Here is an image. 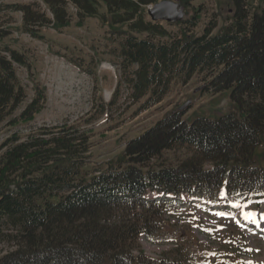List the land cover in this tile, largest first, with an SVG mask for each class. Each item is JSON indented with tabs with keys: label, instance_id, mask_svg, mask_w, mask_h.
Returning <instances> with one entry per match:
<instances>
[{
	"label": "trees",
	"instance_id": "obj_1",
	"mask_svg": "<svg viewBox=\"0 0 264 264\" xmlns=\"http://www.w3.org/2000/svg\"><path fill=\"white\" fill-rule=\"evenodd\" d=\"M5 1V0H0ZM0 4L23 14L22 30L68 27L73 18L100 15L123 37L120 84L137 112L162 102L174 82L203 74L205 90H229L233 109L192 122L175 110L131 139L124 158L107 168L87 167L89 137L73 126L13 134L0 146V264H190L185 250L147 254L141 238L161 237L178 205L201 201L229 206L264 201V3L233 0L229 21H211L200 35L198 16L181 31L153 21L158 0H33ZM0 28V39L6 36ZM16 64L26 56L0 45V123L30 121L46 100L44 89L21 111L26 91ZM187 149L176 167L155 164L164 151ZM226 193L222 196L221 193Z\"/></svg>",
	"mask_w": 264,
	"mask_h": 264
},
{
	"label": "rangeland",
	"instance_id": "obj_2",
	"mask_svg": "<svg viewBox=\"0 0 264 264\" xmlns=\"http://www.w3.org/2000/svg\"><path fill=\"white\" fill-rule=\"evenodd\" d=\"M173 1L180 4L185 19L198 16L199 24L193 29L197 35L214 20L218 23L217 32L227 24L234 9L233 0ZM250 1L255 6L264 3V0ZM32 2L5 0L0 4ZM104 12L101 9L100 15L83 21L74 17L61 30L44 28L45 37L39 39L22 30L20 11L0 9V28L7 32L0 39V45L23 53L28 62L25 66L15 65L26 91V99L15 116L35 98L37 88L44 89L46 94V100L32 120L11 124L9 117L0 123V146L15 133L25 137L43 127L73 126L89 137L87 167L105 169L124 158L131 139L188 102L184 118L189 122L198 116L217 117L233 109L229 90L219 93L205 90L207 80L203 74H197L187 84L174 82L162 102L140 113L138 104L127 101L124 84L118 100L111 105L120 84L118 53L123 37L114 33V28L121 27H112L104 21L101 15ZM162 24L174 34L181 31L179 25L166 21ZM190 155L187 149L166 150L154 163L176 167ZM246 205V209L233 205L220 208L196 200L178 205L176 211L168 214L161 237L153 240L142 237L141 244L154 257L167 250H185L192 257L190 264H264V202ZM242 211L254 212L255 216L246 220ZM218 212L228 215H215ZM9 248L0 244V255Z\"/></svg>",
	"mask_w": 264,
	"mask_h": 264
},
{
	"label": "water",
	"instance_id": "obj_3",
	"mask_svg": "<svg viewBox=\"0 0 264 264\" xmlns=\"http://www.w3.org/2000/svg\"><path fill=\"white\" fill-rule=\"evenodd\" d=\"M148 14L155 22L166 21L169 23L180 22L184 18V12L180 8V4L173 0L159 1L155 5L149 7ZM189 102L180 107V111L187 110Z\"/></svg>",
	"mask_w": 264,
	"mask_h": 264
},
{
	"label": "snow or ice",
	"instance_id": "obj_4",
	"mask_svg": "<svg viewBox=\"0 0 264 264\" xmlns=\"http://www.w3.org/2000/svg\"><path fill=\"white\" fill-rule=\"evenodd\" d=\"M222 196H226V193H221ZM233 206L235 207H242L243 209H246L247 208V205H240L238 202H233ZM215 215H219V216H225V215H228L227 213H223V212H218V213H215ZM241 215L244 216V218L246 220H251L253 216H255V213L254 212H251V211H242L241 212ZM252 222H255L254 220ZM237 223H239V221H237ZM210 231V230H209Z\"/></svg>",
	"mask_w": 264,
	"mask_h": 264
}]
</instances>
